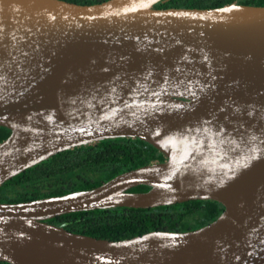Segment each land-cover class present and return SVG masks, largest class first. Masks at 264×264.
<instances>
[{
  "label": "water",
  "instance_id": "95a60500",
  "mask_svg": "<svg viewBox=\"0 0 264 264\" xmlns=\"http://www.w3.org/2000/svg\"><path fill=\"white\" fill-rule=\"evenodd\" d=\"M156 1L0 0V183L108 137L164 155L89 188L0 201V260L264 264V4ZM188 199L222 208L192 229L119 239L46 221Z\"/></svg>",
  "mask_w": 264,
  "mask_h": 264
},
{
  "label": "trees",
  "instance_id": "16d2710c",
  "mask_svg": "<svg viewBox=\"0 0 264 264\" xmlns=\"http://www.w3.org/2000/svg\"><path fill=\"white\" fill-rule=\"evenodd\" d=\"M93 3L101 0H69ZM262 5L264 0H157L156 7H214L228 2ZM9 130L0 125V140ZM164 155L139 138L116 136L57 151L0 183V201H22L95 186L114 174ZM137 184L129 190H145ZM222 205L213 199H188L149 207L114 206L64 212L46 221L87 235L119 239L152 230L184 231L212 220ZM0 264H11L0 260Z\"/></svg>",
  "mask_w": 264,
  "mask_h": 264
}]
</instances>
